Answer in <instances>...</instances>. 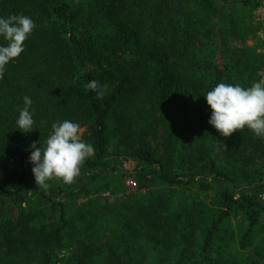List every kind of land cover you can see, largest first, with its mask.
Masks as SVG:
<instances>
[{
  "label": "trees",
  "instance_id": "obj_1",
  "mask_svg": "<svg viewBox=\"0 0 264 264\" xmlns=\"http://www.w3.org/2000/svg\"><path fill=\"white\" fill-rule=\"evenodd\" d=\"M263 3L0 0V16L36 25L0 78V260L264 264V138L247 127L222 136L203 95L263 80L252 16ZM92 80L106 86L102 99ZM24 96L30 133L15 128ZM65 119L94 155L71 184L42 188L29 145Z\"/></svg>",
  "mask_w": 264,
  "mask_h": 264
},
{
  "label": "clouds",
  "instance_id": "obj_2",
  "mask_svg": "<svg viewBox=\"0 0 264 264\" xmlns=\"http://www.w3.org/2000/svg\"><path fill=\"white\" fill-rule=\"evenodd\" d=\"M35 21L24 14L0 16V78L5 66L17 58L25 48V41L35 28ZM97 98L106 94V86L92 80L85 85ZM210 106L208 123L222 136L247 127L256 137L264 138V81H254L251 86L218 83L204 94ZM32 99L23 97V107L18 108L15 128L23 133L34 129ZM39 144V146H37ZM28 161L37 185L42 188L53 178L71 184L79 175L83 162L94 155L92 144L81 139V125L72 120H56L43 142L29 145Z\"/></svg>",
  "mask_w": 264,
  "mask_h": 264
},
{
  "label": "rangeland",
  "instance_id": "obj_3",
  "mask_svg": "<svg viewBox=\"0 0 264 264\" xmlns=\"http://www.w3.org/2000/svg\"><path fill=\"white\" fill-rule=\"evenodd\" d=\"M252 16H253V19H254V22L257 24V25H259V31H258V38H259V40H260V42H261V45H262V48L261 49H259V51H262V52H264V3L262 4V5H260V6H258L257 8H255L254 10H253V14H252ZM218 37V35H216V37L215 38H217ZM262 76H263V80L262 81H264V71L262 72ZM84 131H85V129L84 128H81V139L82 140H84L83 139V134H84ZM106 197H107V199H106V202H108V203H114L115 202V200H117V196H114V195H111V194H107L106 195ZM120 196H118V198H119ZM32 200H35V198L34 199H32ZM85 201H87V198L86 199H75L74 201H72L71 202V205H70V211H71V217H74L75 219H76V217H75V212L78 210V208H77V206H80V204H83ZM69 202H70V200H69ZM75 202H77L76 204L77 205H74V203ZM25 206V205H24ZM78 212V211H77ZM76 212V213H77ZM74 220V219H73ZM115 228V227H114ZM111 230L112 229H110V230H107L105 233H106V236L105 237H109V235H110V233H111ZM72 238H74V235H71V237H70V239H69V241L70 240H72ZM66 253L68 254V249H66ZM2 259V258H1ZM100 260V259H99ZM1 261V260H0ZM2 262V261H1ZM3 263V262H2ZM3 264H9V262H8V260H6Z\"/></svg>",
  "mask_w": 264,
  "mask_h": 264
}]
</instances>
